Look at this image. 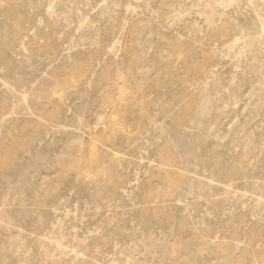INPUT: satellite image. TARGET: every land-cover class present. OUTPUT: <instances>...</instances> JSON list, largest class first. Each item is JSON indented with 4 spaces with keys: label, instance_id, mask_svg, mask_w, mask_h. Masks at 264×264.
<instances>
[{
    "label": "rangeland",
    "instance_id": "1",
    "mask_svg": "<svg viewBox=\"0 0 264 264\" xmlns=\"http://www.w3.org/2000/svg\"><path fill=\"white\" fill-rule=\"evenodd\" d=\"M261 184L264 0H0V264H264Z\"/></svg>",
    "mask_w": 264,
    "mask_h": 264
},
{
    "label": "bare ground",
    "instance_id": "2",
    "mask_svg": "<svg viewBox=\"0 0 264 264\" xmlns=\"http://www.w3.org/2000/svg\"><path fill=\"white\" fill-rule=\"evenodd\" d=\"M253 151V150H252ZM260 168V169H259ZM258 168V170H260V171H263L262 169H261V166ZM254 174L252 175L251 174V176L249 177V178H252V179H254ZM261 186L263 187L264 186V184L262 185L261 184ZM259 187V186H258ZM260 188V187H259ZM256 190H258V188H256ZM248 194L250 195V196H254L255 195V193H256V191L254 190V188H250V189H248ZM258 192V191H257ZM264 193V192H263Z\"/></svg>",
    "mask_w": 264,
    "mask_h": 264
}]
</instances>
